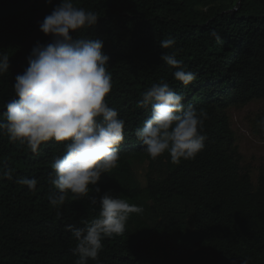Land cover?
<instances>
[{"label": "trees", "instance_id": "1", "mask_svg": "<svg viewBox=\"0 0 264 264\" xmlns=\"http://www.w3.org/2000/svg\"><path fill=\"white\" fill-rule=\"evenodd\" d=\"M60 2L0 0V52L10 56L0 76V119L33 47L51 41L40 22ZM75 2L100 15L95 26L72 35L103 40L113 78L106 99L126 121L118 166L102 175L101 193L89 195L108 192L143 209L130 215L122 235L104 238L99 264H264V171L254 183L228 113L264 97V0ZM166 38L175 39L173 48L160 47ZM162 52H176L196 79L187 86L177 80ZM160 81L209 114L205 147L193 160L176 164L167 152L152 159L135 135L150 115V107L139 106L142 93ZM65 143H42L37 155L0 133V167L14 169L13 180L0 179V264H76V240L66 226L82 227L100 207L71 193L60 214L50 205L47 177ZM134 156L147 162L146 186L131 166ZM24 176L37 179L36 191L15 182Z\"/></svg>", "mask_w": 264, "mask_h": 264}, {"label": "clouds", "instance_id": "2", "mask_svg": "<svg viewBox=\"0 0 264 264\" xmlns=\"http://www.w3.org/2000/svg\"><path fill=\"white\" fill-rule=\"evenodd\" d=\"M49 4L52 0H47ZM100 15L78 6L75 0H61L40 22V30L52 37L44 44L37 42L27 57L28 66L15 76L14 96L5 104L0 119V133L9 141L39 155L42 143L55 140L65 143V151L52 163L47 182L52 186L50 205L59 209L68 194L78 200L88 198L99 204L97 217L82 221V227L67 225L76 240L73 253L76 264H99L104 238L122 235L133 213L143 209L127 200L101 193L98 182L105 173L118 166L120 145L125 141L126 121L118 110L109 106L106 97L113 89L108 71L110 57L104 53L100 38L73 37L72 33L89 29L98 23ZM219 42L221 37L213 30ZM175 39L159 41L162 49L175 46ZM161 60L175 69L174 77L188 85L196 79L186 70L176 52H162ZM10 69V56L0 52V76ZM184 96L167 82L152 84L142 93L140 107H150V115L134 131L146 152L156 159L166 152L173 163L193 160L205 147L206 110L184 104ZM264 126V120L258 122ZM14 169L0 167V179L13 180ZM16 183L36 191L37 179L18 177ZM244 264H247L245 261Z\"/></svg>", "mask_w": 264, "mask_h": 264}, {"label": "rangeland", "instance_id": "3", "mask_svg": "<svg viewBox=\"0 0 264 264\" xmlns=\"http://www.w3.org/2000/svg\"><path fill=\"white\" fill-rule=\"evenodd\" d=\"M53 1L57 3L59 0ZM207 7L200 5L198 8L204 10ZM228 113L242 157V165L250 170L254 183H257L260 173L264 171V127L258 123L261 121L260 117L264 116V97L256 98L246 105L231 106ZM130 162L138 181L142 186H146L147 162L138 156L132 157Z\"/></svg>", "mask_w": 264, "mask_h": 264}]
</instances>
